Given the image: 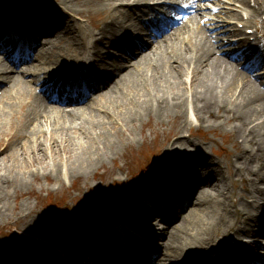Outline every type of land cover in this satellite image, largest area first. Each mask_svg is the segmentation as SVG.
<instances>
[{"label": "bare ground", "instance_id": "1", "mask_svg": "<svg viewBox=\"0 0 264 264\" xmlns=\"http://www.w3.org/2000/svg\"><path fill=\"white\" fill-rule=\"evenodd\" d=\"M150 1L165 3L169 0H57V4L37 0L28 3L27 9L21 3L16 5L14 0H0V22L10 21L16 29L25 25L32 12L40 15L35 25L37 33L33 34L35 38H30L32 49L39 54L37 64L12 66L0 54V102L6 104L0 106V119L5 120L8 114L16 115L13 109L16 103L22 112L18 117L19 131L2 141L0 156H4L0 161L6 163L11 156L18 158L17 139L24 136L22 149L25 150L23 147L29 143L35 153L41 146L54 156L53 167L58 165L55 157L60 151H77L76 157L69 158L66 165L71 173L81 171L86 174L109 156L106 147L111 141L106 126L111 120L122 122L117 121L122 128L134 129L145 116L154 114L159 120L173 116L179 120L178 127L184 128L190 124V108L197 119L209 123L214 120L218 126L227 129L236 154L225 161L217 156L220 153L208 151L196 140L178 138L161 164L160 173L137 175L136 184L117 196L110 212L112 220L103 219L111 232L108 246L111 255L105 259V264H116L112 262V256L118 257L119 262L123 259V251L113 255L112 248L116 249L117 245L112 240H122L124 235L125 245H132L138 239L134 232L160 242L156 249L162 250L159 252L161 258L157 253L154 259L152 253L151 264H185L188 259L193 260L206 250L213 251L229 242L231 253L237 254L243 249L244 253L252 254L256 245L243 243V234L260 238L262 233L254 228L264 222V187L261 186L264 184V82L260 76L251 74L250 64L233 62L230 55L235 54L237 46L244 45L245 50L236 53V58L258 53L264 61V45H260L264 33L255 29L254 42L248 38L226 41L224 37H230L237 30L227 28L224 36L208 30L211 21L206 18L200 2L193 0H170V6L188 3L182 9L189 15L188 21L174 18L173 24H181L173 32L169 31L172 23L169 30L161 27L163 31L159 32L152 28L162 25L164 20L168 23L175 10L165 4L155 3L149 7L143 4ZM230 1L249 11L253 19L264 15V0ZM228 10L218 11L215 15L222 18L229 14L240 19V13H233L232 7ZM47 12H52L53 16H47ZM141 16H147L151 23L146 24ZM83 18L91 20L93 30L90 33L79 24ZM249 23L255 21L249 20ZM147 31L153 32L154 36L144 43ZM46 34L55 35V38L36 47L40 42L38 35ZM3 37L1 46L13 36ZM134 48L149 50H141V57L131 55V65L122 70L114 66L116 55L111 57L112 51L132 54L130 51ZM81 58H87L88 62L80 75L86 79L89 94L78 92L80 87L68 85L53 87L55 90L51 91L50 97L33 89V85L50 82H55L53 85L56 86V79L69 73L63 68ZM25 59V56L20 57L19 61ZM48 62L54 64L53 70L41 77L38 69ZM76 75L79 83L81 77ZM23 83L28 86V92L17 89ZM102 100L103 113L108 120L94 119L92 113L87 112ZM77 128L86 139H70L69 134ZM184 140L188 145L180 147ZM27 179L26 172L22 177L14 178L0 173V188L11 182L25 184ZM238 183L240 193L236 191ZM162 193L167 198L163 199ZM192 195L195 198L193 206L186 208L187 200L181 205V208L185 207V213L177 215L180 223L173 229L169 223L164 227L165 233L159 231L161 223L173 218L170 217L171 209L165 211L160 204L179 205L184 197L190 200ZM5 214V207H0V219ZM157 215L162 221H156ZM76 223L72 228L71 224L59 227L53 234L46 223L32 227L24 219L25 229L34 236L22 247L2 242L0 249L4 252H0V264H84L81 262L84 253L95 264L101 260L94 248L100 242L101 237L96 234L101 231V223L82 224L80 220ZM78 243L85 249L83 254L76 247ZM130 253L133 255L134 250ZM216 254L203 255L198 261L209 258L220 264ZM157 257L160 262L155 261Z\"/></svg>", "mask_w": 264, "mask_h": 264}, {"label": "rangeland", "instance_id": "2", "mask_svg": "<svg viewBox=\"0 0 264 264\" xmlns=\"http://www.w3.org/2000/svg\"><path fill=\"white\" fill-rule=\"evenodd\" d=\"M20 1L26 5L37 0H15L16 4ZM48 1L49 3L57 4V0ZM197 2H200V5L203 6L202 8L204 9L206 18L211 21L208 30H212V32H220L221 35L224 36V34H226V28L233 27L234 29L239 28L240 30L241 28L236 24L239 20L241 21L240 25H243L245 28H252L254 25V23H246L250 12L247 10L244 11V8L239 7L238 3L231 2L230 0H197ZM187 4H185V2L178 3V5H174V7L179 5L185 6ZM231 7L233 13L241 14L239 15L240 19H236V16L233 17L229 14L222 15V18L215 15L218 11L227 12L228 8ZM141 19L144 18L142 17ZM30 21L31 20H28V22ZM79 22H82L79 24L88 31L87 33L93 30L91 20L83 18V21ZM229 22L231 24H229ZM255 24L264 30V15H260L255 21ZM245 28L242 29V32H244ZM26 30L27 28L24 27L20 32L25 33ZM147 34H149V32H147ZM49 36L51 35H43L39 38L43 43ZM228 39L229 37H224V40ZM146 49L147 51L149 50V48ZM119 55L123 56L119 57L118 62H116L117 66L127 67L131 65L132 62L129 63L124 61V54L120 53ZM35 56L36 55L32 57L33 61L35 60ZM244 61L245 60L242 59V62ZM82 62H85V59L82 58L76 65ZM47 64L50 66L54 65L52 62H48ZM47 67L48 66L45 64V68ZM256 68H258V71H256L254 75L261 76L260 78H262L264 82V61L262 60L261 65L256 64ZM27 78H29V76H27ZM17 89L21 92H28L29 90L28 86L24 85V83L20 84ZM33 89L38 91L42 88L41 85H33ZM0 93H2L1 90ZM103 102L104 100L88 108L87 112L92 113L94 119H109L106 118L107 115L103 113ZM2 103L3 102H0V106L5 104V102L4 104ZM14 105V112L17 114H8L9 116H7L5 120L0 119V153L3 146L2 141L6 140L12 133L18 132L21 128L18 119L19 113L20 115L22 114L20 105L18 103ZM188 117L190 124L184 128L178 127L179 120H176L173 116L170 119L163 120H159L154 114L145 116L142 121L137 123L134 129L122 128L119 125V123L122 122L111 120L106 126L108 127V135L111 141L106 147L109 156L105 158L101 164H98L95 169L86 174L81 171L75 174L71 173L66 165V161L69 158L76 157L77 151L73 149H63L56 155L57 158L55 157L58 161V165L53 167L55 160L53 161L54 156L51 155V152L42 149L40 146V149L33 153L29 143L23 147L25 148V150H23L22 144L24 142V136L22 139H17L20 143H18L17 146L18 158L15 159V157L11 156L6 160V163L0 161V173L14 178L15 176L22 177L24 172H26L28 174V179L25 181V184L16 185L11 182L0 188V207H5L6 209V216L0 219V244L4 242L15 247L27 245V241L34 235L30 234L29 231L25 229L24 219H26V222H29V225L32 227H34L33 225L35 224L41 225L46 223L49 227L48 229H50L53 234L57 232V229L59 231V227L71 224L69 226L72 228L71 226L77 225L76 220H80L82 224L85 222L99 221L101 223L99 228L101 231H99L96 236H100L101 238L100 242L96 243L94 248H98L102 242H104V244L109 242L111 239V236H109V228L105 225L103 219L112 220L110 212L117 202V196L124 191L128 192L131 185L136 184L135 178L137 175L147 172L149 175L159 174L160 166L169 156L171 146L176 143V140L180 137L186 138V140L190 138L191 140L200 142L207 147L208 151L214 150L215 153H220L217 156L225 161L232 159V156L236 154V148L228 138L227 129L218 126L214 120H211L212 123H209L210 121L197 119L198 117L190 108ZM69 136L72 141L75 139L79 140L80 138L86 139L80 128L73 130ZM180 143V147L182 145V147L188 145L185 140ZM36 153L37 156L34 155ZM3 156L4 155L0 156V158ZM5 164L8 166H5ZM47 165L49 166L46 167ZM233 170L234 169H232V171ZM216 178L220 179L219 176ZM261 186L264 187V184H261ZM236 191L238 193L242 191L239 183L236 185ZM160 196L163 199L167 198L165 193H162ZM193 196L190 200L188 199L190 202L192 201V204L187 207H191L193 203H195V198L193 199ZM161 202L164 201L162 200ZM161 205L167 209L169 208L168 205H170L169 209H171L173 213L172 216L170 215V217H173L171 221L168 220V222L161 223L159 231L165 233L166 229L164 227H167L166 225L171 223V229H173V226L180 223V219L177 215H180V213L183 215L185 209H180L179 205L172 206L170 202L165 203V205L161 203L160 206ZM159 220L160 218L156 216V221ZM113 222L115 224L120 223L119 221ZM254 229L260 233H264V222H259ZM134 233L139 237L137 240L138 244L140 242L144 246H147L148 249L150 248V254L154 253L155 257L158 253L161 258L159 252H162V250L156 249L160 242L151 241L148 236L145 237V235L137 232ZM161 237L163 238V235H161ZM121 242L123 243V238L122 241L120 238L114 243L120 246ZM245 242H253L258 245V247L252 248L254 253L263 252L264 250V234H262L260 238L243 234V243ZM76 247L82 254L84 253L85 249L83 245L81 246L78 243ZM222 251L224 252L222 256H226L228 254V246L218 247V249L213 250V252L216 253ZM0 252L4 251L0 249ZM83 255L84 258H82L81 261L86 264H92L91 260L88 259L90 257L86 253ZM237 255V258H234V260L226 257L227 260L231 262L236 261L238 264H245L248 260L253 258L247 256L243 249H241ZM159 257L155 260L156 262H160ZM262 261L264 262V258Z\"/></svg>", "mask_w": 264, "mask_h": 264}]
</instances>
